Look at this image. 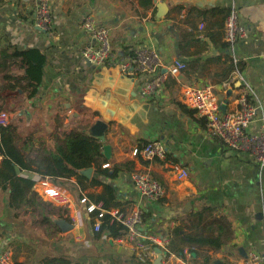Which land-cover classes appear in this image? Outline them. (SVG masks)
Here are the masks:
<instances>
[{
    "label": "crops",
    "instance_id": "obj_1",
    "mask_svg": "<svg viewBox=\"0 0 264 264\" xmlns=\"http://www.w3.org/2000/svg\"><path fill=\"white\" fill-rule=\"evenodd\" d=\"M141 1L51 0L53 28L45 33L32 27L34 0H0V54L6 49L8 54L36 49L46 58L40 95L34 105L29 102L32 109L24 110L26 116H19L16 123L32 122L33 137L41 142L51 139L50 132L43 134L48 121L59 137L84 127L109 150L101 167L93 168L90 177L84 176L87 180L81 185L75 177L65 180L72 192L83 196L102 193L103 186L90 183L96 178L114 187L116 208L147 210L156 234L169 242L175 228L190 238L215 242L185 244V252H197L190 253L191 264L213 260L245 264L250 253L264 252V166L210 136L205 120L181 112L176 104L186 87L218 90L234 79L227 110L236 107L238 95L247 94L260 109L247 131L260 132L264 120V0H153L154 6L148 7ZM162 3L167 9L160 17L158 5ZM232 7L247 28L233 49L224 42V23ZM90 13L109 28L111 57L104 66L89 65L81 56L89 39L81 21ZM142 48L156 51L164 67L177 59L187 66L149 99L140 95L141 77L121 68ZM232 56L238 60L236 67L231 64ZM26 67L4 61L0 55L1 94L16 84L20 91L18 86H26L25 81L13 79H21ZM219 96L223 98L221 92ZM23 101L9 99L5 106L26 108L28 103ZM152 141L166 147L165 161L133 156L134 149ZM2 161L1 156L0 167ZM124 163L130 164L129 171L121 170L115 178L99 173L101 169L112 174L116 164ZM173 164L188 170L187 180H175ZM136 172L159 180L166 188L165 197L160 201L143 197L132 181ZM18 175L33 181L39 176L29 171ZM9 192L0 190V253L10 248L14 264H44L42 260L52 255L74 257L82 264H139L123 236L114 239L103 234L96 239L93 234L61 232L62 239L55 240L58 235L52 237V225L43 220L39 206L13 210ZM34 198L41 204L37 195ZM48 208L50 212L52 206ZM61 209L69 219L75 216L73 210L69 216ZM78 209L82 223L71 222L75 230L83 231L84 221L91 220L81 206ZM168 264H184V259L174 256Z\"/></svg>",
    "mask_w": 264,
    "mask_h": 264
},
{
    "label": "built area",
    "instance_id": "obj_2",
    "mask_svg": "<svg viewBox=\"0 0 264 264\" xmlns=\"http://www.w3.org/2000/svg\"><path fill=\"white\" fill-rule=\"evenodd\" d=\"M35 11L32 27L49 33L53 28L51 0H34ZM82 30L88 35L86 45L82 48L81 56L84 61L92 66H104L111 57V42L109 28L106 24L98 22L92 14H87L81 21ZM203 28V25L201 26ZM247 34V28L241 24L237 10L232 7L224 23V42L233 49L235 44ZM233 67L238 65V60L232 56ZM122 71L126 74L133 73L141 77L140 95L142 98H151L160 94L165 83L174 77H179L187 68L182 60H175L171 65L164 67L160 63L159 54L148 48H142L133 60L124 63ZM235 89V80L224 82L216 90L212 86H193L184 88L179 96L180 103L188 110H191L206 122L210 136L221 140L234 152L247 153L260 166H264V120L261 123V130L257 134L249 133L248 127L253 122L259 107L256 106L247 94H240L236 97V107L232 110L222 111L221 106L232 98L226 97L229 90L232 93ZM223 98H220L219 92ZM226 99V100H225ZM228 106V104H227ZM9 116L6 111H0V127L9 125ZM167 149L159 141H152L148 144L133 150L134 157H141L145 160H162L167 158ZM1 158V156H0ZM108 167V164L103 166ZM171 170L176 181L183 182L188 179L189 173L186 168L173 164ZM134 186L141 195L148 200L160 201L166 195L164 185L143 172H136L132 175ZM35 194L43 202L50 203L55 207L64 208L69 212L73 210L75 216L70 219L74 223H82L79 207L84 209L87 218L94 222V231L99 232L106 215L110 216V223L117 224L123 229L121 234L128 242L139 264H155L160 249L163 256L161 264H168L175 255L168 250V238L160 237L154 230V221L150 213L143 208L122 210L111 208L105 210L102 203H94L86 196L76 201L67 191L56 187L49 178L36 176L33 186ZM81 225V224H80ZM184 264H191V254L185 252ZM0 264H14L13 253L10 248H5L0 253ZM245 264H264V252L262 254L252 252L247 255Z\"/></svg>",
    "mask_w": 264,
    "mask_h": 264
},
{
    "label": "trees",
    "instance_id": "obj_3",
    "mask_svg": "<svg viewBox=\"0 0 264 264\" xmlns=\"http://www.w3.org/2000/svg\"><path fill=\"white\" fill-rule=\"evenodd\" d=\"M141 4L144 7L154 6L153 0H144L141 1ZM8 52V49L1 51L0 55H2L4 61L9 59L10 62H21L22 65L25 64L27 66L21 79L13 78L17 81H25L26 86H18L21 91L17 89V84L11 86V88L4 89L3 94L0 93V110L9 99L22 98V100L31 103L38 99L42 68L46 61L45 56L36 49L14 50L12 54H8ZM19 58H22L20 62ZM132 58H135V55H132ZM176 106L181 112L191 117L195 114L180 103H177ZM27 109L31 110L32 108ZM0 156L3 157L2 166L0 167V190L4 192L10 191L8 196L9 207L13 210H20L24 207H30L32 204L39 206V212L43 216V220L52 225V237H56L61 233V230L55 224V220L66 219L71 222V219L66 217L65 212L61 208L47 202L46 204L42 200L40 201L41 204H38L34 198L36 194L32 192L34 181L21 177L18 173L22 171L37 173L49 178L54 185L62 184L63 181L75 177L81 185L87 178L78 172L88 168H96L97 170L101 167L100 162L104 159V145L99 139L89 135L84 127L73 128L68 132H64L60 137L57 132H53L48 142H41L39 139H34L32 133L22 136L18 132V127L13 123H9L6 127H0ZM129 166V163L116 164L112 174H109L108 170L101 169L99 173L109 178H115L121 170L129 171ZM90 183L92 186H103V192L100 194H88L86 197L89 201L102 203L105 210L117 207L116 191L112 185L105 184L96 178H92ZM82 189L84 190L85 188L82 187ZM73 195L77 200L84 197L82 194L76 195L74 192ZM49 206H52L50 212ZM90 220L92 234L96 239H101L103 234L114 239L122 236L121 230L123 228L115 223L111 224L109 215H106L103 219L99 232L94 231V222L92 219ZM181 231V228L173 229L171 240L168 243L169 252L175 256L184 257V245L187 243L210 245L215 243L209 240L190 238L182 235ZM190 253L197 252L190 250ZM42 262L44 264H82L74 257L66 258L63 255H52V257H47ZM207 262H209V259L206 260Z\"/></svg>",
    "mask_w": 264,
    "mask_h": 264
},
{
    "label": "rangeland",
    "instance_id": "obj_4",
    "mask_svg": "<svg viewBox=\"0 0 264 264\" xmlns=\"http://www.w3.org/2000/svg\"><path fill=\"white\" fill-rule=\"evenodd\" d=\"M23 103H25V104L28 103V105L23 106V107H26V108L18 109L17 107L4 106L0 111H6L8 113V116H9V122L13 123L14 125H16L18 127V132L22 136H26V135L31 134V133L33 134V132L36 130V128H32V126H31L32 122L30 124L23 123L20 126H18L17 123H16V119L19 116L25 117L27 112H23V111L27 110L28 112H30V109L28 110L27 108L32 106V105H34L35 103H31L32 105H30V103L27 102V101H23ZM49 132L52 134V122H50V121H48L46 123V125L44 126L43 134L48 135ZM51 134H50V136H51ZM34 137H35V135H34ZM55 186L67 191L70 194H73L72 186L70 184H68V182H66V181H63L62 184H55ZM48 209H50V208H48ZM30 220H32V219H30ZM34 225L36 226L37 224H34ZM81 226L82 225H80V227ZM73 232H75L76 234L77 233H80V234L86 233L89 237H91L92 236V227H91L90 223L87 220H85L84 223H83V231H81V229H76V230L74 229L73 231H70L69 234H73ZM57 238L58 239H62V236L58 235L54 239L57 240ZM189 259L192 260L193 257L191 256Z\"/></svg>",
    "mask_w": 264,
    "mask_h": 264
},
{
    "label": "water",
    "instance_id": "obj_5",
    "mask_svg": "<svg viewBox=\"0 0 264 264\" xmlns=\"http://www.w3.org/2000/svg\"><path fill=\"white\" fill-rule=\"evenodd\" d=\"M158 9H159V16H164L165 15V11L167 9L166 7V4H159L158 5ZM232 95V90H229L227 92V98H229L230 96ZM227 104H228V100H226V102L221 106V109L222 111L225 112L226 108H227ZM98 127H103V124H99ZM95 138H97L96 136L94 135H91ZM98 139V138H97ZM108 146H105L104 147V155H107L108 154ZM92 171H93V168H88V169H85V170H81L79 171L78 173L80 175H83V176H86V177H90L91 174H92ZM55 224L58 225L59 229L61 230L62 233H69L70 231H72L74 229V224L72 222H69L68 220L66 219H58V220H55ZM56 243V242H55ZM156 252L159 254L155 264H161V261H162V254H161V251L160 249H156ZM211 264H224L221 260H213L211 262Z\"/></svg>",
    "mask_w": 264,
    "mask_h": 264
}]
</instances>
